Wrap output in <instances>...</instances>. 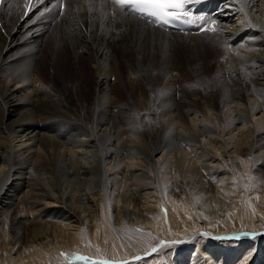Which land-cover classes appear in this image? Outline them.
Returning <instances> with one entry per match:
<instances>
[{
	"label": "bare ground",
	"instance_id": "obj_1",
	"mask_svg": "<svg viewBox=\"0 0 264 264\" xmlns=\"http://www.w3.org/2000/svg\"><path fill=\"white\" fill-rule=\"evenodd\" d=\"M200 2L188 17L203 26L186 31L115 0L0 3V264L79 255L107 215L111 233L167 236L166 201L177 216L199 217L178 231L187 244L200 233L264 234L243 238L230 221L244 215L242 231H258L234 178L246 164L264 185V0ZM141 206L145 216L134 213ZM114 243L109 261H120ZM248 264H264V244Z\"/></svg>",
	"mask_w": 264,
	"mask_h": 264
},
{
	"label": "rangeland",
	"instance_id": "obj_2",
	"mask_svg": "<svg viewBox=\"0 0 264 264\" xmlns=\"http://www.w3.org/2000/svg\"><path fill=\"white\" fill-rule=\"evenodd\" d=\"M169 45H172V46L169 47L170 52H169L168 59H169V62L173 63V60L176 58H180V55L175 49H173L174 47L173 44H169ZM212 45L216 47L215 44H212ZM158 57H159L158 55L156 57L154 55V57L151 60L154 62L155 59L157 58L156 59L157 61L159 59ZM201 65L202 66L199 68L200 69L199 72L202 75L205 74L204 80H206L205 79L206 76L208 80L209 76H211L212 74V71L210 69L211 66L209 65V70H206L204 69L205 64L204 66L203 64ZM163 70H166L165 66ZM158 73H156V75H158ZM56 78H58V76ZM114 80L115 79L113 78L112 81ZM62 82L66 86L67 82L66 83H64V81ZM177 132H180V131H177ZM147 147L150 150L149 145L145 146V148ZM244 163H246L245 160H244ZM245 166L246 164L244 165V168H242L244 169L243 172L241 169H239L240 176L234 179L236 180V183L239 182L238 186L240 189V193L244 196L243 199L248 201L247 208L253 214V220L255 219L254 223L256 224L255 228H257L258 231H246V230L242 231L243 229H246L244 228V226H247V223L243 221L244 215L240 217L236 214H233V216L230 217V221L233 222V228H235L236 231L242 232V234L244 235L243 238H245V235H248L246 233H252V232L257 233V232H260V230L264 232V216L262 214L263 213L262 211L264 210L263 209L264 204L259 199L260 198L259 193L264 192V185L262 183L261 184L262 186L260 188H256L254 183H256V181L258 182L259 177H260L257 174L258 171L256 170L255 167L250 168L246 166L247 167L246 168ZM91 197L95 200L99 199V195H91ZM163 203L164 201H162V204ZM117 206H118V203L115 202L113 204V210L117 209ZM148 206L150 207L152 205L149 204ZM51 207L52 208L49 209L51 211L58 210L57 206H51ZM163 207L164 208H161V209L163 211V214L166 218L167 223L170 222V217L168 215L169 212H172V215L174 216V217H171V221L175 226V230L174 231L170 230L167 233V236H166V233H164L163 231H157V233L156 232L154 233V231H151L148 229L144 230L137 226L121 228V229H118L116 227V228H113L114 232L111 233L107 225V224H110L108 223V215H107V217H104L103 219L105 220L104 221L105 223L103 224V226L105 227L103 228L105 229V232L104 230H98L97 232H92L91 237L87 236L86 234V236L84 237L86 242L85 244L82 243L83 244L82 246H84L83 248L85 250L83 249L82 251L79 252L81 255L80 254L78 255V252L77 254L74 255L66 250H63V251L61 250L59 251L61 257L56 259V261L51 260L52 262H49L47 264H77L76 262L78 261H79L78 264H98V262L96 261L93 262V259L95 260L99 259L97 261L105 260V259L111 260L112 259L110 257L111 251H109V249L110 247H112L113 242H115L114 247L120 249V250L115 251L117 255L116 258L118 257L121 258L120 261H114L115 263L122 262L121 260L132 259L133 257L140 256V254H138L139 252L144 251L146 253L156 248V246L157 247L159 246V249L153 252L150 256H143V257L140 256L141 258L131 260L125 263L122 262L121 264H248V262L251 259L253 247L254 246L260 247L262 246V244H264V234L258 236L259 233L253 234V236L251 235L252 237L238 240V241L233 240V238L231 239L228 237L223 238V239L221 238L216 241L215 239L212 238L211 236L212 234L210 235L209 233L207 234L200 233V234H197L195 237H193V240L191 242L189 241V244H187L188 242L185 240L186 238L184 239V237L186 236L183 234H180L178 231L185 229L184 228L185 224H187L190 227H194L195 224L197 223V218L199 217H196L195 214H193V217L186 216L187 214L186 215L184 214L182 216H177V214L173 210V207L171 208L170 204L167 201L165 204H163ZM140 208L141 210L139 211L133 209V211L135 210L134 213H136L137 216H140V215L145 216L148 212L143 211L142 206ZM170 208H171V211H170ZM195 208L196 209L199 208L198 204H195ZM150 209L152 210V208ZM158 214L160 215V213ZM32 216H33L32 214H29V216L24 217L25 218L24 221H27L28 219L29 221L32 220L33 219ZM164 216L161 215V219ZM112 219L114 218L112 217ZM224 229L225 227L221 225V223L217 222V231L221 230L222 232ZM10 234L14 235V233H10ZM91 239H94L100 242L101 244H106L107 246L106 250L103 251L100 248L93 246L90 241ZM177 239H179V241ZM163 240L169 241V243L160 245L161 241ZM14 247L15 249L18 248L17 245H15ZM217 249L222 250L223 253L222 254L217 253ZM62 254H66V255H62ZM79 256H85L86 260L82 261L78 259Z\"/></svg>",
	"mask_w": 264,
	"mask_h": 264
},
{
	"label": "snow or ice",
	"instance_id": "obj_3",
	"mask_svg": "<svg viewBox=\"0 0 264 264\" xmlns=\"http://www.w3.org/2000/svg\"><path fill=\"white\" fill-rule=\"evenodd\" d=\"M115 2L140 16L156 18L157 23L169 24L173 21L187 23L188 21L182 20V16H191V12L184 9L185 4L190 0H115ZM0 3H3V0H0ZM178 12L180 15L177 14ZM169 17L173 19L170 20ZM78 259L83 260L85 257L79 256ZM98 264H108V262H98Z\"/></svg>",
	"mask_w": 264,
	"mask_h": 264
},
{
	"label": "water",
	"instance_id": "obj_4",
	"mask_svg": "<svg viewBox=\"0 0 264 264\" xmlns=\"http://www.w3.org/2000/svg\"><path fill=\"white\" fill-rule=\"evenodd\" d=\"M169 241H165V240H163V241H161V244L160 245H163V244H165V243H168ZM152 252V251H151ZM150 252V253H151ZM150 253H148L149 255H150ZM147 253H145L143 256H146V255H148ZM143 256H141V257H143ZM138 258H140V256H136V257H133L132 259H127V260H124V261H122L123 263H125V262H128V261H131V260H135V259H138ZM108 262V263H111V264H120V263H122V262H118V263H115L114 261H109V260H107V259H105V260H100V261H96V262Z\"/></svg>",
	"mask_w": 264,
	"mask_h": 264
}]
</instances>
